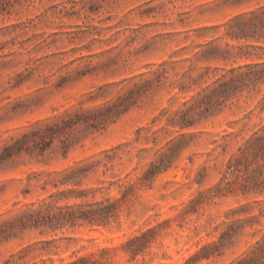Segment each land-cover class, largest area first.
<instances>
[{
  "label": "rangeland",
  "instance_id": "rangeland-1",
  "mask_svg": "<svg viewBox=\"0 0 264 264\" xmlns=\"http://www.w3.org/2000/svg\"><path fill=\"white\" fill-rule=\"evenodd\" d=\"M263 4L0 0V264H233L249 253L264 196L219 184L236 180L238 142L264 126V85L194 126L178 122L205 68L231 66L195 53L243 44L222 39L223 26ZM163 63L166 85L103 120ZM109 197L120 201L107 225L28 222L45 203Z\"/></svg>",
  "mask_w": 264,
  "mask_h": 264
},
{
  "label": "trees",
  "instance_id": "trees-1",
  "mask_svg": "<svg viewBox=\"0 0 264 264\" xmlns=\"http://www.w3.org/2000/svg\"><path fill=\"white\" fill-rule=\"evenodd\" d=\"M223 27L222 39L243 42V44L231 46L226 50L215 41H209L195 53L197 58L201 57L209 62L231 63V66L205 68V72L200 75L204 87L192 96L189 110L185 111L181 121L178 122L181 128L191 127L204 119L214 117L232 105L235 100L247 97L252 91L264 85V4L229 18ZM239 59H245L247 62L238 63ZM166 66L165 63L159 66L153 65L149 72L150 78L146 77L147 74H142L126 96L120 97L113 106L103 110L108 112L103 120H108L114 112L126 111L128 104L132 105L140 98L148 96L156 87L166 85L169 80ZM190 111H193L194 115L189 116ZM226 142L229 144L228 141ZM233 157L236 164L232 174L235 175L236 180L228 181L227 187L223 189L221 185L223 181H227L225 175L222 183L219 184V192L226 196L242 194L246 198L264 196V126L253 131L248 137L242 138ZM233 167L230 164L229 169ZM119 201L109 197L95 201L93 204L77 205L75 208L45 203L39 210L27 212L28 222L31 227L37 229L75 225L79 220L90 224L107 225L116 216ZM255 202L258 204L260 215L251 216L249 219L251 223H258L260 218H264V202ZM245 227V224H241L242 229ZM258 233L260 238L252 250L233 264H264V229L259 230Z\"/></svg>",
  "mask_w": 264,
  "mask_h": 264
}]
</instances>
